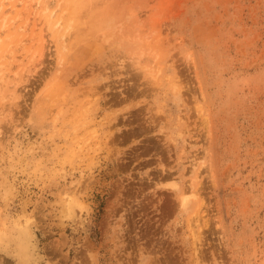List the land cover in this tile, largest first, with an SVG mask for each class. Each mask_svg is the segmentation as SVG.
Wrapping results in <instances>:
<instances>
[{"label":"rangeland","instance_id":"1","mask_svg":"<svg viewBox=\"0 0 264 264\" xmlns=\"http://www.w3.org/2000/svg\"><path fill=\"white\" fill-rule=\"evenodd\" d=\"M32 1L0 0V264H264V0Z\"/></svg>","mask_w":264,"mask_h":264},{"label":"bare ground","instance_id":"2","mask_svg":"<svg viewBox=\"0 0 264 264\" xmlns=\"http://www.w3.org/2000/svg\"><path fill=\"white\" fill-rule=\"evenodd\" d=\"M30 1H31V0H30ZM33 1H34V0H33ZM33 1H32V2H33ZM39 2H40V0H35V3H39ZM26 3H27V0H26ZM26 3H25V4H26ZM30 4H31V3H30ZM25 6H26V5H25ZM3 75H4V74H3ZM0 78H1V79H4L3 76H0Z\"/></svg>","mask_w":264,"mask_h":264}]
</instances>
